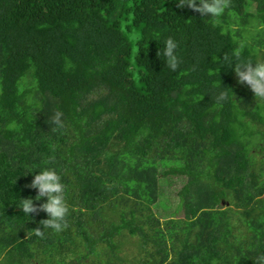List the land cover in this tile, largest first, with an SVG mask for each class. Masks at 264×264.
Wrapping results in <instances>:
<instances>
[{"label": "trees", "instance_id": "1", "mask_svg": "<svg viewBox=\"0 0 264 264\" xmlns=\"http://www.w3.org/2000/svg\"><path fill=\"white\" fill-rule=\"evenodd\" d=\"M253 26L264 0H230L218 25L177 0H0V264H255L264 101L221 64L264 56ZM168 37L175 72L157 56ZM45 167L65 184L68 227L37 236L46 213L16 203ZM163 177L184 180L164 220Z\"/></svg>", "mask_w": 264, "mask_h": 264}, {"label": "clouds", "instance_id": "2", "mask_svg": "<svg viewBox=\"0 0 264 264\" xmlns=\"http://www.w3.org/2000/svg\"><path fill=\"white\" fill-rule=\"evenodd\" d=\"M177 7H188L195 12L200 13L201 17L212 20L214 25L220 23V19L230 8V0H177ZM254 31H264L260 26H253ZM244 47V45H241ZM178 42L168 37L164 41L163 50L157 52V56L164 57L166 66L175 72L181 61L177 54ZM221 64L234 69L238 83L246 84L253 92L256 101H264V56H256L254 59H242L237 53L234 57H224ZM220 87L217 99L222 101L226 98V92ZM61 111H55L49 118L53 126H62ZM34 173L33 179L26 187L35 189V197L29 196L21 198L16 203L22 210L23 215L32 218L31 214L39 212L46 213L47 218L40 221L41 228H35V235L42 236L45 230H52L56 233L64 231L67 227V216L69 207L65 197L66 187L62 182L61 175L54 167H45L38 171H29ZM28 172V173H29ZM42 201L41 203H36ZM255 264H264V253L260 254L255 260Z\"/></svg>", "mask_w": 264, "mask_h": 264}, {"label": "rangeland", "instance_id": "3", "mask_svg": "<svg viewBox=\"0 0 264 264\" xmlns=\"http://www.w3.org/2000/svg\"><path fill=\"white\" fill-rule=\"evenodd\" d=\"M161 171L163 167L160 168ZM184 185V180L172 177H163L160 179V196L157 204L154 206L155 214L162 220L170 218L176 214V208L179 203L178 192ZM178 215H182L180 212ZM118 242L123 241V237L117 238ZM122 248L119 253L128 254L132 257L134 253L138 252L136 246L137 237H129L125 239Z\"/></svg>", "mask_w": 264, "mask_h": 264}]
</instances>
